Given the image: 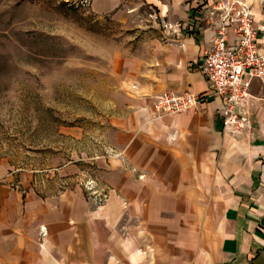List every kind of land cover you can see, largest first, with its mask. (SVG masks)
Segmentation results:
<instances>
[{"label":"crops","instance_id":"crops-1","mask_svg":"<svg viewBox=\"0 0 264 264\" xmlns=\"http://www.w3.org/2000/svg\"><path fill=\"white\" fill-rule=\"evenodd\" d=\"M216 1H91L134 31L112 59L120 97L106 151L82 165L0 169V264H264V77L231 130L203 70ZM251 1L264 53V0ZM166 90L205 97L165 113Z\"/></svg>","mask_w":264,"mask_h":264},{"label":"rangeland","instance_id":"rangeland-1","mask_svg":"<svg viewBox=\"0 0 264 264\" xmlns=\"http://www.w3.org/2000/svg\"><path fill=\"white\" fill-rule=\"evenodd\" d=\"M91 1L0 0V169L82 165L106 151L120 97L112 59L134 31Z\"/></svg>","mask_w":264,"mask_h":264},{"label":"built area","instance_id":"built-area-1","mask_svg":"<svg viewBox=\"0 0 264 264\" xmlns=\"http://www.w3.org/2000/svg\"><path fill=\"white\" fill-rule=\"evenodd\" d=\"M211 12L218 15L219 20L213 45L203 61V70L213 82L215 91L227 99V127L239 131L246 122L239 108L250 94L253 78L264 77L259 30L255 26L251 0H217ZM204 97L192 91L166 90L157 95L156 107L161 112L178 113L198 107ZM90 187L94 189L92 184Z\"/></svg>","mask_w":264,"mask_h":264}]
</instances>
